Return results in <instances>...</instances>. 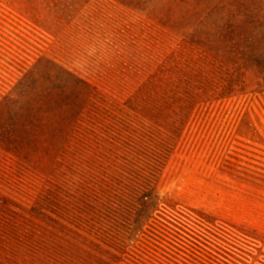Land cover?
Listing matches in <instances>:
<instances>
[{"label":"rangeland","instance_id":"374dc122","mask_svg":"<svg viewBox=\"0 0 264 264\" xmlns=\"http://www.w3.org/2000/svg\"><path fill=\"white\" fill-rule=\"evenodd\" d=\"M0 264H264V0H0Z\"/></svg>","mask_w":264,"mask_h":264}]
</instances>
